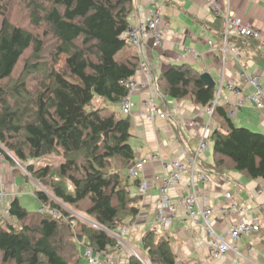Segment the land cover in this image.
I'll return each instance as SVG.
<instances>
[{"label":"trees","instance_id":"1","mask_svg":"<svg viewBox=\"0 0 264 264\" xmlns=\"http://www.w3.org/2000/svg\"><path fill=\"white\" fill-rule=\"evenodd\" d=\"M16 1L27 7L33 30L43 29L44 36L55 41L53 65L44 71L39 64L28 69L43 71L33 91L27 79L8 84L25 54L33 48L40 59L45 46L33 30L9 20ZM133 6L134 0H0V153L12 164L5 150L14 154L31 179L46 189L36 192L41 211L29 212L16 198L8 216L0 217V264H81L78 243L83 240L96 253L113 254L117 241L108 231L117 232L140 215L142 197L131 196L126 175L136 160L132 121L117 109L128 95L124 82L140 69L138 56L118 58L128 46L124 35ZM231 41L246 55L252 51L255 59L264 61L255 41ZM61 54L68 58L58 70ZM201 76L189 64L173 66L158 80L161 101L211 106L216 87ZM97 98L108 105H97ZM212 120L214 162H201L202 169L218 178L237 172L264 181V134L238 127L223 107ZM51 156L63 160L58 165H30ZM67 207H81L97 226ZM142 246L151 264H180L167 236L150 230ZM128 263L145 264L135 256Z\"/></svg>","mask_w":264,"mask_h":264},{"label":"crops","instance_id":"2","mask_svg":"<svg viewBox=\"0 0 264 264\" xmlns=\"http://www.w3.org/2000/svg\"><path fill=\"white\" fill-rule=\"evenodd\" d=\"M221 1L223 4H230L234 17L245 23L254 24L264 33V0ZM154 12L162 14L169 24L165 32L163 46L157 49L153 48L151 41L146 38L143 40L141 49L136 48L135 52L131 49V52L126 54H133L140 58V69L135 79L137 82L146 85L145 89L132 96L134 107L130 118L132 121V139L136 138L138 147L135 148L132 145L136 154L134 163L141 159H148L149 162L138 179L130 178L129 180L130 189L135 192L139 190L138 186H134L138 180L147 182L150 186L148 194L142 197L140 202V214L145 220L143 228L147 227L149 231L156 220V201L159 196V189L154 185L155 176H160L164 172L163 163L171 165L173 161L182 159L186 154L194 152L198 135L207 121V116L203 114L202 108L191 101H178L170 98H166L164 102L161 101L158 80L163 73L173 66L189 64L195 69L200 66L202 75L210 74L216 87L220 84L223 72V64L218 52L209 45L210 41L215 45H220L223 22L206 8L205 0H134L132 16L135 17V21L133 23L137 25ZM185 48L193 49L195 55L186 54ZM244 63L249 75L264 76V61L255 59L252 51L248 55L245 54ZM250 71L251 73H249ZM147 73L151 74L150 85H148ZM225 78L227 82L232 83H239L241 79L239 68L231 57L226 62ZM147 97H154L160 109L169 114L170 117L166 120L157 118L154 122L142 118V104ZM230 100L231 102L235 101L233 97H230ZM117 109L121 111L120 105ZM245 109L252 110L255 108L248 106L242 111ZM261 123L264 125L262 118ZM153 155H157L159 161H150ZM202 161L212 164L208 153L204 155ZM9 162L0 157V190H4L6 194L3 203L4 210L9 208L11 204L8 199L9 196L13 198V201L18 198L19 193L15 188V175L19 172ZM24 176L31 179L28 174L24 173ZM211 179L208 183H199L198 190L199 194L208 199L213 207L226 203L225 192H232L238 204L256 207L263 217L260 233L244 238L239 248L253 261L264 264V181L250 179L237 172L231 173L227 178L212 176ZM34 183L38 187V184ZM181 192L174 189L170 195L175 197ZM216 222L220 232L228 226L227 220L220 215L216 217ZM160 234L171 239L172 247L180 258V264H249L247 261L236 258L234 254L229 255L226 259H214L206 246L199 245L200 242L208 241L207 233L191 222L183 223L176 220ZM130 236L131 233L128 234L127 238H133ZM129 238L127 239L128 243ZM250 247L254 249L252 252L248 251ZM129 258V254L123 255L120 263L129 264Z\"/></svg>","mask_w":264,"mask_h":264},{"label":"built area","instance_id":"3","mask_svg":"<svg viewBox=\"0 0 264 264\" xmlns=\"http://www.w3.org/2000/svg\"><path fill=\"white\" fill-rule=\"evenodd\" d=\"M205 5L213 15L223 22L220 45H215L212 41L209 45L218 52L223 64V72L220 84L216 86V95L211 106L202 108L203 114L207 116L198 141L192 154H186L182 159L175 160L171 165L163 163L164 172L155 176L154 185L159 189V196L156 201V220L150 227L151 231L162 232L169 224L176 220L183 223L191 222L205 230L208 235L207 242H200V246H206L212 257L216 260L226 259L234 254L236 258L249 262V264H259L248 257L239 248L242 240L246 237L260 233L263 217L254 206L238 204L232 192H225L226 203L218 207H213L208 199L199 194V183L210 182L211 175L201 167L202 158L211 150L212 134L216 130L212 117L218 107H223L228 111L231 118H235L239 112L248 106H253L264 121V76L249 75L244 63L245 52L240 50L232 38L251 39L258 43L261 51L264 52V33L252 23H245L233 16L230 4H223L221 0H205ZM135 17L130 18V27L124 38L131 46L141 49L143 40L148 38L153 48H161L165 41V32L169 24L159 12L149 14L137 25L133 22ZM186 54L195 55V51L185 48ZM233 58L240 71V82H227L225 78V67L228 58ZM148 85H150L151 74L147 73ZM128 90V95L120 103L121 112L125 116L132 115L134 107L132 96L145 89L144 83H139L135 78L124 82ZM227 94V95H226ZM230 97L235 101L231 102ZM177 112V108L175 109ZM174 112V115H176ZM173 115V116H174ZM142 118L149 122H154L157 118L168 119L169 114L162 111L154 97H147L142 104ZM194 124V122H192ZM0 157L3 155L0 153ZM150 161H159L157 155H153ZM147 159L136 161L127 171L128 177L138 179L145 169ZM138 192L130 189L132 197H144L148 194L150 186L147 182H141ZM174 189L182 191L173 197L170 192ZM6 199L4 190H0V216H8V208L3 209ZM55 213L53 216H56ZM220 215L227 220L228 226L221 231L218 228L216 217ZM117 241L116 252L96 253L91 248H86L85 258L88 264H121L120 258L129 254L138 259L139 255L129 248L127 251L126 240L129 229L120 228L117 232L108 231ZM254 249L250 247L249 252Z\"/></svg>","mask_w":264,"mask_h":264},{"label":"rangeland","instance_id":"4","mask_svg":"<svg viewBox=\"0 0 264 264\" xmlns=\"http://www.w3.org/2000/svg\"><path fill=\"white\" fill-rule=\"evenodd\" d=\"M8 18H9V20H11V22H13L17 26L27 28L29 30H33L32 26L30 25L29 11H28L27 7L20 1L14 2V5L11 7L10 13L8 14ZM2 19H3V17H2V15H0V25H1ZM33 32L35 33V35L37 37H39V39L43 40V42L45 44L44 50L40 55V59L35 58V51L33 48L31 50H29L25 54V56L22 58V61L19 64L11 82L8 83L9 85H11V84L15 85L17 82H19L23 79H27L28 83H29V88L31 91H33V89L35 88V85H36L35 80H36V78H38L37 74H42L47 65H49V66L53 65V60H52L51 55L54 53L52 46H54V42H55L53 40V38L44 36V30L43 29H40L38 31L33 30ZM131 49L135 52L136 48L132 47L130 44H128L127 48L119 55L118 58L126 57L127 56L126 54L131 52ZM67 58H68V55H64V54L59 55V59L61 62L59 63V65H57L58 70H60L64 67ZM35 64H39L40 70H43V71H39L38 73H35V72L29 73L28 69L30 71V66L35 65ZM196 70L200 72L201 67L197 66ZM249 73H251V71ZM39 76H41V75H39ZM215 79H217V78H215ZM96 104L99 106H105L106 103L104 100L97 98ZM234 123L238 127H245V128L250 129L253 132H260V133L264 134V125L261 123V116H260L259 112H257L255 109H252V110H246L245 109L244 111H242V113H240L237 117L234 118ZM131 144L133 146H135V148H138L137 143H136V138L131 140ZM210 147H211V150L208 151V154H209L210 160L213 163L214 162L213 145L211 144ZM5 152L8 155H10L11 158H13L14 164L9 162V163H11V166L13 168H15L20 173V174L18 173L15 175V182H16L15 188L17 191H19L18 198H19L22 206L24 208H26L29 212L41 211L42 205L36 197V192L38 191V189H42L43 191L46 189L42 185L38 184L36 181H33V178H32V180L26 178L24 176V173L28 174V172L26 170L27 166L24 165L23 163H21L20 161H18L16 159V157L14 156V154H12L10 151L5 150ZM4 158L5 157L3 156V159ZM62 160L63 159H61V158L51 156V157H46L42 160L32 161L30 163V165H34L37 167H42V166L50 165V164L58 165L59 163L62 162ZM34 182H36L38 184V187ZM8 199H9V202L11 203L13 198L9 196ZM67 208L70 210V212H72L74 215L78 216L82 220L97 226V224L91 218L87 217L84 213L81 212V210H80L81 207H79L80 209H75V208H71V207H67ZM83 208H85V207L82 206V209ZM45 211H47V209ZM5 217H7V216H5ZM130 221L131 220L128 218H126V220H125V222L127 224L130 223ZM144 223H145V220L140 214L136 218L134 223L130 224L127 227H121V228L129 229V233H131L130 237L134 238V240L132 241L133 238L128 237L129 243L126 240L127 251L129 248L134 249L138 253L139 258L145 264H151L150 261L148 260V257L145 255V251H144L143 246H142L143 238L146 235V233L149 231V230H147V227L143 228ZM78 244L80 245V256H81V262L80 263L81 264H88L86 258L84 257L85 256V250H86V247L84 246L85 240H83L82 242H79ZM121 261H122V259L120 258V262Z\"/></svg>","mask_w":264,"mask_h":264},{"label":"water","instance_id":"5","mask_svg":"<svg viewBox=\"0 0 264 264\" xmlns=\"http://www.w3.org/2000/svg\"><path fill=\"white\" fill-rule=\"evenodd\" d=\"M202 81H204L208 85L215 86V82L213 78L210 76V74L206 73L201 76Z\"/></svg>","mask_w":264,"mask_h":264}]
</instances>
